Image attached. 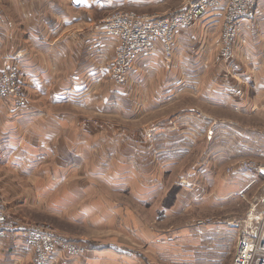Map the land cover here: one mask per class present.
<instances>
[{
    "label": "crops",
    "instance_id": "obj_1",
    "mask_svg": "<svg viewBox=\"0 0 264 264\" xmlns=\"http://www.w3.org/2000/svg\"><path fill=\"white\" fill-rule=\"evenodd\" d=\"M165 3L166 0H0V71L16 63L33 99L47 97L58 105H87L95 97L92 94L97 82L100 84L111 73L117 42L105 31L81 29L71 34L69 30L95 20L97 12L111 8H150ZM253 16L257 26L254 37L246 27L251 20L240 27L234 43L242 65L240 78L253 89V96L244 102H233L225 87L213 83L222 43L221 10L209 12L197 26L176 35L171 62H166L161 43L139 57L127 83L130 81L131 91L141 90V105H136L143 113L163 108L187 94L199 99L206 110L197 115L199 111L190 108L194 112L185 114L180 121L185 130L158 131L152 143L138 144L144 151L141 157L136 154L138 146L132 145L127 156L122 152L123 158L113 154L110 161L101 159V166L97 165L93 172L97 202L83 210L86 216L96 218L97 242L79 236L75 239L91 242L85 255L69 257L59 253L49 264H233L229 252L232 243L237 242L236 228L235 231L225 223L194 228L173 223L155 228L150 225V209L155 219L180 218L194 205H207L212 212L220 207L228 209L231 201L241 196L248 199L247 193L255 186L253 181H261L243 172L224 175L232 157L257 152L251 142L264 146L262 130L245 128L239 121L240 115H264V0H259ZM118 92L122 91L116 88L110 94V105L121 99ZM43 104L39 99L35 103ZM15 107L13 101L0 96V164L8 160L15 169L27 161L34 167L41 154L53 151L63 159L62 172L56 173L59 181H69L63 164L68 157L75 161L72 169L83 168V173L87 170L93 153L89 152V140L80 141L75 152L66 150L71 144L69 133L59 138L49 127L40 132L27 127L38 121L37 111L33 107L17 111ZM217 112L223 116L215 115ZM207 129L214 130L215 135L210 136ZM100 154L97 150V162L102 158ZM166 168L168 172L180 169V179L193 177L191 181H195L193 186L185 184L172 208L160 203ZM86 178L83 181H92ZM122 188L125 194L115 193ZM263 210L264 206L260 210L252 206L247 213ZM119 233L125 237H119ZM0 264L38 263L33 251L20 239L10 238L0 239Z\"/></svg>",
    "mask_w": 264,
    "mask_h": 264
},
{
    "label": "rangeland",
    "instance_id": "obj_2",
    "mask_svg": "<svg viewBox=\"0 0 264 264\" xmlns=\"http://www.w3.org/2000/svg\"><path fill=\"white\" fill-rule=\"evenodd\" d=\"M193 1L194 0H166L165 4L158 6L159 8L136 7L131 5L121 6L115 9L111 8L102 13L97 12L95 20L70 29L69 32L71 34H76L81 31V29H84L86 32L91 29L96 30V25L107 20L118 11H133L141 15L162 16L180 11ZM256 7L253 9L254 11ZM250 19L254 24V28H256L257 26L254 22L256 18L251 16ZM249 34L252 35L251 38L254 37V34L251 32H249ZM223 36L224 34L222 31V38ZM238 36L239 32L235 40ZM235 40L233 41L234 56L228 61L222 56L223 42L219 45L215 63L216 66L213 70V77L216 79L213 83L215 86L225 87L230 99H232L233 102L240 103L253 96V89L249 82L240 78L242 65L234 47ZM172 56L169 59L166 57V62H171ZM13 66L16 68L17 77L21 79L22 82L19 98L25 99L24 106H20V108L16 106L15 108H17V111H27L33 107L34 111H37L38 114V121H32L31 125L27 127L35 128L38 132L44 131L49 127L52 133L59 138H64V133H69L70 136H68V138L70 137L69 141H71V144L67 146L65 144V146L67 147L66 150L70 148L72 152L78 150L80 141L84 139L89 140V152L93 153L90 155L91 159L88 162L89 164H86L87 170L84 173L83 168H71L72 165L75 164L74 160L68 157L67 161H64L63 164L66 170L65 179L68 178L69 181L58 180L60 176H57L56 173L62 172L61 163L63 159L60 158L61 156L58 157L59 154L55 155L53 151L50 154H41L34 167H30L27 161H24L20 168L15 169L9 164L8 160L5 161L6 163L0 164V198H3L2 200L6 205L5 212L13 219L17 220L18 223L48 227L67 240L80 243L89 250L91 242L82 243L75 238L83 236L88 237L93 242H97V237H99L97 236V224L96 226L94 225V220H96V218L94 215L86 216L83 210L86 205H92L97 202H95L97 199V180L94 179L93 172L97 168V165L101 166L100 160L107 159L110 161L109 159L114 156L113 154L118 158L119 156L123 158L131 151L132 145H136L137 148L138 144L152 143L158 131H183L185 130L184 127H180L182 116L193 113L194 111L190 110V108H195L194 110L199 111V113L196 112L197 115H202L201 111H205L206 107L199 102V99L190 97L187 94L171 101V103L165 105L163 108L151 110L149 111L150 113L147 111L148 114L146 112L143 113L142 108L136 105V103L141 105V100L138 96V94L141 95V90L133 89V91H131V88L129 89L130 81L127 84H117L113 77L112 67L110 75L105 76L100 84L97 82V90L92 94L95 96L92 97V102H86L87 105L82 106H77L72 102L67 105H58L57 103H50V99L47 97H36V99H33V97H31V92L27 89L26 84H24L22 80L18 65L13 63L12 67ZM116 88H118L120 92L122 91L121 93L118 92L121 99L117 101L118 103L110 105V94L115 93ZM0 96L16 104L15 101L18 94L5 95L0 92ZM38 99L44 104L36 106L35 103ZM196 106H198L199 109H197ZM215 115L223 116L221 112H217ZM240 116V125L248 129H261L262 133L260 135L264 136V115L258 117V114L253 113L251 115ZM63 120H65L64 123H62ZM66 122H68V126L65 125ZM63 127H66V129H63ZM207 130L209 131L210 129ZM214 132L213 130V133ZM212 135L214 136L215 133ZM257 139H259L258 136ZM262 140H264V137ZM250 145L256 147L255 151L257 152H247V155L241 157L236 155L237 157H232L224 169V175H231L235 172H239L238 167L244 161L264 163V146H256L255 142H251ZM65 146L62 145V149L65 148ZM179 147L180 145H178L176 149ZM138 148L136 154L141 157L144 151L140 146H138ZM97 150L101 151L100 155L102 156L98 161L99 163L97 162ZM122 152L124 156H122ZM258 152H262L263 154L256 156L255 154ZM168 155L169 154L166 156ZM78 170L80 171L79 175L77 174ZM165 170L166 173L162 174L165 189L160 196V203L162 201L163 206L172 208L177 204L178 194H181L184 188L188 186L186 183H190L193 186L195 181H191L193 177L191 179L189 177L180 179V169H175L170 172H168V168ZM251 176L257 177V175ZM83 177H88L86 179H91L92 181H83ZM74 178L80 180L71 181ZM259 178H261V181H253L255 182V186L247 193L246 197H248L250 202L247 198L245 200L241 198L242 196H239L240 199L238 201H231L233 199L230 200L231 204L228 206V209L220 207L214 210L215 212L207 208V205H194L188 208L183 215H180V218L173 216L155 219L153 217L154 210L150 209L152 214L150 225L156 228L158 226L165 227L173 223H179L182 227L194 228L209 223L218 225L225 223L231 229L234 228L235 230V228H237L235 224L245 220L250 214V212L247 213L248 208L253 206V208L260 210L264 206V175ZM115 193L125 194L126 191L122 188L116 190ZM252 198L254 199L252 200L253 202L251 201ZM260 212L261 211H258V213ZM243 213L244 216L246 213L248 215L244 217ZM237 234L238 231L236 232V235ZM118 235L119 237H125L124 234L119 233ZM235 247L236 242L235 244L233 242L229 252V259L231 261L233 259ZM61 253L66 254L65 252ZM66 255L69 257L83 256Z\"/></svg>",
    "mask_w": 264,
    "mask_h": 264
},
{
    "label": "built area",
    "instance_id": "obj_3",
    "mask_svg": "<svg viewBox=\"0 0 264 264\" xmlns=\"http://www.w3.org/2000/svg\"><path fill=\"white\" fill-rule=\"evenodd\" d=\"M259 0H194L182 10L166 15H141L133 11H118L107 20L96 25L98 31H105L116 40V55L112 65L114 80L117 84L127 83L131 70L144 53L151 51L161 43L165 56L169 59L173 53L175 37L181 31L190 30L211 11L221 10L223 16L222 56L231 60L234 56L233 41L244 22L251 21L254 8ZM1 18V17H0ZM252 21L246 25L249 32L255 33ZM21 79L17 77L12 65L0 73V92L5 95H17L15 105H25V99L19 98ZM213 131L209 132L211 136ZM239 172L264 175V163L244 161L238 167ZM3 199V198H2ZM0 198V239L21 240L33 251L38 264H49L56 254L65 252L70 256L87 253V248L77 242L67 240L48 227L21 224L5 212V203ZM204 223V222H203ZM238 230L233 264H264V210L250 212L245 220L235 224Z\"/></svg>",
    "mask_w": 264,
    "mask_h": 264
}]
</instances>
